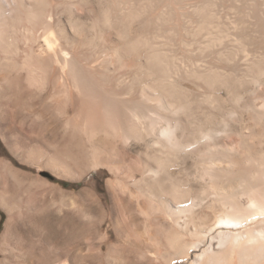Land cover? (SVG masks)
<instances>
[{"label":"bare ground","instance_id":"1","mask_svg":"<svg viewBox=\"0 0 264 264\" xmlns=\"http://www.w3.org/2000/svg\"><path fill=\"white\" fill-rule=\"evenodd\" d=\"M0 139L106 177L45 209L57 264H264V0H0Z\"/></svg>","mask_w":264,"mask_h":264},{"label":"rangeland","instance_id":"2","mask_svg":"<svg viewBox=\"0 0 264 264\" xmlns=\"http://www.w3.org/2000/svg\"><path fill=\"white\" fill-rule=\"evenodd\" d=\"M0 144H3L0 149L3 150L4 147L0 151V264H57L55 257L58 245L53 246L50 250L52 252L45 245L46 237L41 222L45 209L49 207L52 212L57 213L62 197L59 191L77 195L86 187L88 179L94 177L99 182L101 192L108 198L106 177L101 173L96 175L95 171L75 181L57 176L49 170L28 164L24 156L14 155L8 144L1 139ZM76 204V214L80 221L79 235L83 236L86 233L83 223L89 219L95 221L99 213L92 206L93 215L88 219L84 217L88 212H85L82 200H76ZM91 225V233L98 235L96 225ZM102 233L101 230L100 234ZM108 250L113 254L124 255L129 248L114 238ZM126 264H137V261Z\"/></svg>","mask_w":264,"mask_h":264},{"label":"trees","instance_id":"3","mask_svg":"<svg viewBox=\"0 0 264 264\" xmlns=\"http://www.w3.org/2000/svg\"><path fill=\"white\" fill-rule=\"evenodd\" d=\"M0 223H1V220H0Z\"/></svg>","mask_w":264,"mask_h":264}]
</instances>
